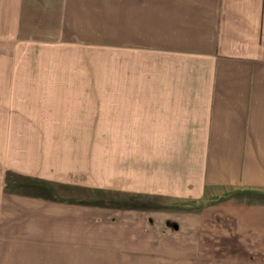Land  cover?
Returning <instances> with one entry per match:
<instances>
[{
    "label": "crops",
    "instance_id": "crops-1",
    "mask_svg": "<svg viewBox=\"0 0 264 264\" xmlns=\"http://www.w3.org/2000/svg\"><path fill=\"white\" fill-rule=\"evenodd\" d=\"M0 115L21 134L3 181L70 180L97 155L100 190L200 203L212 244L264 264V0H0Z\"/></svg>",
    "mask_w": 264,
    "mask_h": 264
},
{
    "label": "rangeland",
    "instance_id": "rangeland-1",
    "mask_svg": "<svg viewBox=\"0 0 264 264\" xmlns=\"http://www.w3.org/2000/svg\"><path fill=\"white\" fill-rule=\"evenodd\" d=\"M5 120L0 115V142L6 139L5 144L9 145L21 134L7 132ZM97 159V155L92 156L88 173L81 170L71 173L72 179L66 181L43 177L22 182L21 178H9L10 175L3 181L0 174L4 193L20 189L15 195L21 196L18 203L14 199L8 203L0 191V264H255L260 261L257 257L255 262L253 257L258 256L254 251L258 246L232 254L225 250L227 245L212 244L213 238L218 240V231L210 220H202L205 209L200 203L165 200L169 204L165 208L148 211L141 206L147 202L146 198L133 196L125 186L117 195L110 190L113 188L105 186L107 195L100 196L99 191L105 190L99 189L103 184L99 174L104 176V173L93 162ZM107 163L112 166L110 161ZM7 164L0 160V171ZM25 182L28 186L16 185L10 190V183ZM98 200L104 203L99 204ZM116 201H123L117 202L119 205H139L138 210L120 211L113 206ZM81 202L88 205H79ZM196 215H201L202 226L197 232L192 221ZM179 225L185 226L183 237ZM227 257L231 260H225ZM249 258L255 263L245 261Z\"/></svg>",
    "mask_w": 264,
    "mask_h": 264
}]
</instances>
